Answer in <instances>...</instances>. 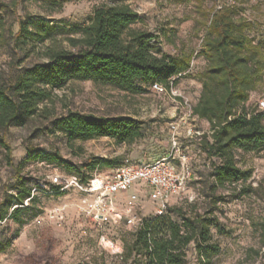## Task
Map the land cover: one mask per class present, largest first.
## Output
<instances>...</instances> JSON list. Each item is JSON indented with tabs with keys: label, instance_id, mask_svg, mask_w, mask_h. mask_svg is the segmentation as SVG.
Listing matches in <instances>:
<instances>
[{
	"label": "rangeland",
	"instance_id": "374dc122",
	"mask_svg": "<svg viewBox=\"0 0 264 264\" xmlns=\"http://www.w3.org/2000/svg\"><path fill=\"white\" fill-rule=\"evenodd\" d=\"M2 1L8 3L11 0ZM115 1L70 0L62 8L50 10L34 0H23L16 9L17 14L13 8L1 13L14 33L18 30L16 15L35 31V23L40 19L51 24L83 23L95 8ZM126 3L143 19L135 25L136 28L160 35L155 42L161 53H192L190 69L174 89L177 95L158 94L150 89L132 94L102 82L71 81L64 89L55 91L53 100L44 105L47 110H42L23 126H11L6 138L11 144L15 163L35 150L59 153L73 164H80L92 156L116 159V165H119L126 160L150 161L167 155L172 149L169 125L186 110L181 105L183 97L194 104L201 93V78L207 61L199 52L212 11L226 5L235 6L240 15L252 23L248 34L264 45V0H126ZM33 43L35 46H31ZM62 44L69 47L63 39ZM24 47L25 50H15L11 42L0 46V84L16 77L24 68L46 61L42 54L45 46L39 41L27 43ZM262 100L264 79L259 89L251 93L247 110L256 109ZM69 111L97 116H133L143 121L144 135L130 145L118 144L109 137L68 142L64 133L54 131L53 120ZM196 125L203 131L209 128L208 122L203 120H197ZM179 154L187 156L190 174L185 191L172 199L169 206L192 216L207 213L214 219L212 237L219 244L220 252L212 258L211 264H264L261 228L264 222V151L236 152L238 165L253 171L252 178L245 183L246 187L251 185L254 189L249 194L240 191L244 184L227 186L216 192L209 189L210 173L220 161L211 156L197 139H183L182 136ZM175 163L182 169L178 159ZM113 168L100 167L98 170L107 174ZM14 173L5 161L0 162V202L7 187L15 182ZM64 173L56 164L36 161L25 165L23 174L33 179L34 187L38 182L43 189H33L39 196V202L33 206L37 214L33 216L31 211L25 212L27 222L22 226L8 218L0 221V247L11 240L7 249L0 253V264H145L137 262L134 257L125 260L124 254L120 255V251L126 250V244L133 240V230L124 220L130 210L120 205L116 226L110 225L102 232L81 213L85 195L77 189L52 192L50 177ZM141 189L139 184L134 186V191L141 193L136 205L138 215L143 218L160 215L158 204L149 198L146 188L142 192ZM130 192L119 195L125 200ZM57 208L63 209L62 220L56 216ZM171 217L179 221L176 213ZM186 258L188 264H200L193 243L186 249Z\"/></svg>",
	"mask_w": 264,
	"mask_h": 264
},
{
	"label": "trees",
	"instance_id": "16d2710c",
	"mask_svg": "<svg viewBox=\"0 0 264 264\" xmlns=\"http://www.w3.org/2000/svg\"><path fill=\"white\" fill-rule=\"evenodd\" d=\"M22 1L0 0V46L11 42L15 50H25L27 43L39 41L45 46L42 54L46 61L34 63L0 84V162L5 161L15 171V182L7 187L0 202V221L8 218L21 226L27 222L25 212L37 214L33 206L39 202V196L33 189L43 190L40 183L36 182L34 187L33 179L23 174L27 163L56 164L63 168L64 175L87 183L94 171L116 167L118 161L92 156L73 164L59 153L35 150L15 163L6 138L11 126H23L47 110L44 105L53 100L55 91L64 89L71 81L102 82L137 94L151 90L156 82L167 87L173 82L177 87L192 61V53H161L155 42L160 35L135 27L143 19L126 0L95 8L83 23L51 24L40 19L35 23V31L16 15L18 30L14 33L1 11L13 8L17 14ZM34 1L58 10L70 0ZM251 27L252 23L235 6L215 9L207 21L199 52L207 65L193 114L209 124L197 141L220 161L210 173L212 181L208 186L212 192L238 184H244L240 189L243 194L254 191L251 185L245 186L253 171L238 165L236 152L264 151V110L246 108L251 93L259 89L264 79V45L248 34ZM62 39L69 47L63 46ZM143 124L129 115L97 116L69 111L53 120V129L64 133L68 142L109 137L118 144L130 145L144 135ZM52 186L54 193L65 192L60 185ZM172 213L178 215L179 221L172 219ZM213 224L214 219L207 213L192 216L169 206L164 214L144 217L120 255L145 264H188L186 249L193 243L200 264H211L220 252L219 244L213 241ZM261 228L264 238V222ZM10 244L11 240L0 247V253Z\"/></svg>",
	"mask_w": 264,
	"mask_h": 264
},
{
	"label": "built area",
	"instance_id": "2783aa9c",
	"mask_svg": "<svg viewBox=\"0 0 264 264\" xmlns=\"http://www.w3.org/2000/svg\"><path fill=\"white\" fill-rule=\"evenodd\" d=\"M175 86L171 82L170 87L158 82L151 86V90L158 94L177 95ZM181 105L186 110L179 119L169 125L172 149L169 154L150 161L126 160L113 168L109 173L102 174L97 169L87 183H82L74 176L56 174L51 176L53 184L61 186V190L77 189L85 195L86 201L81 206V213L103 232L106 227L116 226L118 222L119 206L125 205L128 213L125 214L126 226L133 231L142 223L143 217L138 215L136 205L141 193L134 191L136 184L147 189L149 198L158 204V212H165L172 199L179 197L186 189L189 177V167L186 155H177L180 150L181 138L197 139L205 131L197 128V116L193 114V104L188 98L183 97ZM259 110H264V100L258 103ZM182 165L180 169L175 160ZM141 189V192H142ZM130 192L125 200L121 199V193ZM63 209L55 210L58 219H63ZM102 239L105 236L102 235ZM122 251H120L121 253Z\"/></svg>",
	"mask_w": 264,
	"mask_h": 264
}]
</instances>
